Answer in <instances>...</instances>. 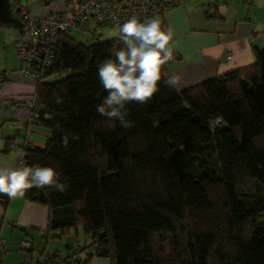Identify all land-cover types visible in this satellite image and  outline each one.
<instances>
[{"label":"trees","instance_id":"trees-1","mask_svg":"<svg viewBox=\"0 0 264 264\" xmlns=\"http://www.w3.org/2000/svg\"><path fill=\"white\" fill-rule=\"evenodd\" d=\"M93 42L61 35L35 84L48 136L43 148H24L22 168L53 167L64 185L25 192L48 208L46 232L81 230L83 247L69 251L92 253L77 264H264V50L183 91L165 83L172 57L153 97L120 109L125 128L97 106L107 96L98 67L126 45ZM8 201L0 194V227Z\"/></svg>","mask_w":264,"mask_h":264},{"label":"crops","instance_id":"crops-1","mask_svg":"<svg viewBox=\"0 0 264 264\" xmlns=\"http://www.w3.org/2000/svg\"><path fill=\"white\" fill-rule=\"evenodd\" d=\"M63 1L28 0L25 6L19 5L17 13L27 10L40 17L60 14ZM191 4L178 0L176 8L159 16L161 30L171 32L168 47L173 50V61L166 78H178L172 86L177 91L247 68L255 61L254 49L264 50V0H208L205 5ZM16 34L0 41V77H3L0 81V167L14 169L22 168L21 147L25 142L43 148L48 136L43 127L29 124L27 112L15 113L11 108L12 98L35 92V83L23 79L17 72L19 61L14 47L18 40L17 28ZM47 219L46 206L31 203L24 196L9 199L0 227V240L4 243L0 264L34 262L41 253L65 255L73 245L78 249V245L83 247L85 238L81 230H70L57 238L58 231L46 232ZM24 240L32 243L31 250L25 254L18 250ZM91 253L87 250L80 256L86 258ZM90 264L109 262L93 257Z\"/></svg>","mask_w":264,"mask_h":264},{"label":"built area","instance_id":"built-area-1","mask_svg":"<svg viewBox=\"0 0 264 264\" xmlns=\"http://www.w3.org/2000/svg\"><path fill=\"white\" fill-rule=\"evenodd\" d=\"M178 0H64L60 14L37 16L27 10H21L16 23L18 40L15 51L19 61L18 74L23 79L36 84L52 68L58 39L63 34L77 30L88 35L93 41H101L97 31L102 28H119L128 19L135 17L139 22L155 18L171 11ZM227 59H230L228 55ZM3 81V77H0ZM11 108L15 113L25 111L29 124L41 125L40 101L36 92L24 97L12 98ZM216 129L217 123L210 125ZM30 144L25 142L22 150ZM17 149V146H12ZM32 248V243L24 240L18 250L23 254ZM4 252V243L0 240V255ZM80 256L77 250L65 255L52 256L39 254L35 261L24 264H77Z\"/></svg>","mask_w":264,"mask_h":264},{"label":"clouds","instance_id":"clouds-1","mask_svg":"<svg viewBox=\"0 0 264 264\" xmlns=\"http://www.w3.org/2000/svg\"><path fill=\"white\" fill-rule=\"evenodd\" d=\"M110 36L118 37L126 49L115 51L114 60H105L98 67L99 80L107 96L97 106V112L109 118H119L121 125L128 128L131 122L123 118L120 109L125 102L147 103L158 91L161 68L173 57V50L168 47L171 32L162 31L160 21L156 18L139 22L132 17ZM177 79L169 77L165 83L174 86ZM222 120V117H218L215 123H222ZM61 139L62 146L67 147V136ZM58 181L59 174L53 167H0V194L9 199L23 197L26 190L33 187L40 189L54 186L62 192L64 185Z\"/></svg>","mask_w":264,"mask_h":264},{"label":"rangeland","instance_id":"rangeland-1","mask_svg":"<svg viewBox=\"0 0 264 264\" xmlns=\"http://www.w3.org/2000/svg\"><path fill=\"white\" fill-rule=\"evenodd\" d=\"M18 4L14 5L15 1L9 0H0V24H3L0 26V41L2 40L3 37H8L16 34V28L15 24L17 23L19 19V15L17 13V10L19 9L20 6H25L26 2L28 0H20ZM181 1H189V3H192L191 5H196V4H207L208 0H181ZM14 6V7H13ZM7 17V18H6ZM6 18V19H5ZM156 19H160L159 16L155 17ZM6 20V21H5ZM4 26V27H3ZM118 31L117 28H102L99 29L97 32L102 35V40H110L113 38H116L115 36H110V33ZM69 35L77 42L83 45H91L93 44V40L90 39L88 35L82 34L81 32L74 30L69 33ZM17 37V34H16ZM17 42V41H16ZM15 42V44H16ZM13 47V46H12ZM59 79L58 75L51 76L48 81H56ZM161 241V239H159ZM167 239H163L162 242H159L158 244H166ZM85 258V255L82 256V259ZM36 257L33 259L35 260Z\"/></svg>","mask_w":264,"mask_h":264}]
</instances>
